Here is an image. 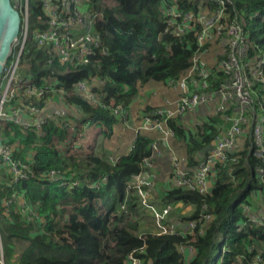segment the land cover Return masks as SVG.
<instances>
[{
    "label": "trees",
    "instance_id": "obj_1",
    "mask_svg": "<svg viewBox=\"0 0 264 264\" xmlns=\"http://www.w3.org/2000/svg\"><path fill=\"white\" fill-rule=\"evenodd\" d=\"M90 2L102 13V19L94 23L98 46L79 63L54 58L49 47L30 41L24 66L42 92L20 94L7 106L8 113L16 111L19 116L2 124V142L13 148L12 157L27 178L15 180L9 167L0 162L4 175L0 179V244L5 264H127L131 253L141 264H264V219L257 218L264 211L253 201L255 192L260 191L264 198V173H260L264 170V151L257 154L253 145L252 123L242 125L246 143L243 141L236 152H226L225 159L211 169L208 192L176 185L160 192L163 205L191 206L188 215L179 217V225L195 223L190 231L168 223L174 231L163 234L138 232V200L133 188H128L133 177L145 172L143 160L152 156L153 145L162 134L135 128L127 152L108 160L109 156L94 150L93 140L91 148L71 150L76 144L66 141V129L59 128L68 118L77 119L79 113L82 124L89 122L98 134L113 138L122 122L114 113L118 107L128 117L144 86L176 85L196 60L209 74L199 90L216 98L191 125L181 122L185 116L167 122L174 133L170 139L177 138L184 151V159H178L193 171L207 155L206 148L229 125L225 113H232V108L217 111L218 92L229 76L220 67L228 58V50L223 51L216 26L210 28V37L203 38L202 44L199 41L204 30L201 12L211 13L220 7L213 0ZM54 3L60 4V0ZM41 6L42 0L30 5L36 31L47 27ZM174 8L181 17L172 25L166 12ZM185 14L192 16L193 25L180 34L175 29ZM262 15L264 0H226L218 21L224 28L235 21L243 23L250 44L242 59L245 64L252 57L264 61V49L258 46L259 41L264 42V21L259 20ZM252 19L262 35L260 40L255 39L256 31L250 27ZM250 69L244 67L249 79ZM261 70L264 77V63ZM78 78L97 81L90 88L98 97L96 104L75 90L73 82ZM193 79L200 77L195 74ZM251 90L252 109L258 118H264V85L258 79ZM59 102L70 109V116L46 112L48 105ZM30 108L37 109L38 114ZM154 110L146 106L138 113L151 115ZM44 114L45 122L38 129L36 121ZM262 136L264 142V130ZM60 142L65 150L59 148ZM246 209L253 214L248 215ZM257 209L262 212L259 216L255 215ZM58 233L67 236L64 246L54 238ZM17 242L25 247L17 249ZM184 247L193 252L188 258L182 255Z\"/></svg>",
    "mask_w": 264,
    "mask_h": 264
},
{
    "label": "built area",
    "instance_id": "obj_2",
    "mask_svg": "<svg viewBox=\"0 0 264 264\" xmlns=\"http://www.w3.org/2000/svg\"><path fill=\"white\" fill-rule=\"evenodd\" d=\"M58 1L42 0L41 7L47 17V27L39 31L34 29L35 32L32 36L30 32V0H12L13 5L23 15V23L18 39L13 44L11 55L3 68L0 78V161L5 167H9V170L15 176V180L27 178V175L18 168V163L12 157L13 148L3 144L1 123L16 119L19 116L16 111L8 113L7 106L12 98L20 94L26 96L39 95L42 92L41 88L36 87L35 79L26 71L24 66L29 42L33 41L35 46L49 47L51 56L54 58L75 60L79 61V63L85 60L98 46V39L94 36L96 34L94 23L102 19V13L95 10L92 4L91 8L80 9L78 0H60V4L54 3ZM213 1L220 8L211 13L205 10L201 12L199 17L203 23L204 30L200 34L199 41L202 44L203 38L210 37V28L216 26V36H221L223 51L225 49L228 50V58L221 61L220 67L229 77L224 83L225 85L218 92L217 97L220 103L217 106V111L221 110L224 113L228 108H232L231 115L225 113L224 116L229 125L214 138L211 149L193 171L184 168L178 156L174 153H172L171 163L172 185L194 189L199 193L208 192L210 182L212 181L211 169H213L217 161H223L226 157V152H236L243 144L246 138V131L242 127L243 124L246 123L249 126V121L250 125L252 123L250 133L252 134L253 145L256 148L257 154H262L264 151L262 136L264 118H258L254 109H252L254 97L251 90L252 85L258 79L264 85V77L261 73L264 61L262 58L256 59L252 57V60L249 59L246 64L242 62V59L250 48L247 33L245 34L243 30V23L235 21L226 25L225 28L221 26L218 21L221 18L226 0ZM166 14L169 17L167 20L168 24L172 25H175L177 19L181 17V14L177 13L175 8L173 11L168 10ZM192 25V16L185 14L182 17L181 23L176 25L175 31L180 34L184 33V31L191 29ZM247 66L251 68V79L244 72V67ZM195 74L199 75V80L193 79ZM208 75L207 70L203 67V63H196V60H194V64L187 75L178 83L180 89L176 100L173 101L174 107L169 105L167 108L154 110L151 115L145 114L142 117L143 127L135 126L136 129L156 130L162 134L161 138L153 145L152 156L143 160L142 169L145 172L141 171L128 183V188H133L134 193L143 204H147L146 201L150 187V181L148 180L150 176L149 170L154 167L155 163L153 162L154 150L160 147V143L167 142V140L174 136L173 131L167 124L168 120L187 116L200 105H209L210 102L215 100L216 97L214 98L211 94L199 90V88H203L206 85ZM95 81L93 80L89 83L85 78H78L73 82L75 90L91 104L98 102L97 95L91 93L90 89L96 83ZM46 83L50 84L51 80H47ZM30 110L38 114L37 109L30 108ZM121 111V108L118 107L114 113L117 114ZM44 122L36 124V127L39 129L40 125ZM260 173L263 174L264 170H260ZM145 174L148 175L147 179H145ZM164 210L168 211V209ZM194 224V222L189 221L188 227L193 228ZM165 228L167 230L164 233H172L174 231L173 227L168 224H165ZM0 253H2L1 245ZM127 264H141V261L138 256L131 253L127 256Z\"/></svg>",
    "mask_w": 264,
    "mask_h": 264
},
{
    "label": "rangeland",
    "instance_id": "obj_3",
    "mask_svg": "<svg viewBox=\"0 0 264 264\" xmlns=\"http://www.w3.org/2000/svg\"><path fill=\"white\" fill-rule=\"evenodd\" d=\"M34 0H30V5L33 4ZM102 3L104 4H108L109 0H101ZM78 4L80 9H88L91 8V2L90 0H78ZM260 21H264V15H262L259 18ZM33 22L34 20L31 17V13H30V32L31 35L33 36L35 30L33 28ZM250 27L252 29H254L256 31L255 33V39L256 40H260L262 38L261 33L258 31L257 26L255 24V20H250ZM259 48L261 50L264 49V42L259 41ZM179 85L176 84L174 87L178 88L176 91L178 94L179 93ZM148 96V95H147ZM152 98L155 99H159L160 101L158 102L156 100V104H155V110H159L162 108H167L169 105L171 107H174V98H171L167 95H163V98L159 97L156 92L154 93V91L151 93ZM98 100V98H97ZM176 100V98H175ZM136 103H134L131 107L130 110V114L132 115L131 117H135L137 118L136 114V110L135 109H139L142 108L143 104H149V102H147V99H142V100H135ZM52 105H48L46 107V112L47 113H51L52 115H59L61 116H68L70 114V109L64 107L61 102L59 103H52ZM124 113V114H123ZM126 111L122 110L121 112L117 113V118L121 119V121H123V125L119 126V132L116 134V138L115 136L113 138H106L102 133H97L96 129L91 125V123L87 122L82 124L81 120L79 119H73L74 117H71L72 119L68 118V121L64 122L62 125H60V121H58V125L59 128H65L67 134H66V138L65 140L67 141L68 139H70V141L74 144H76V148H71V150H79L82 147H87V148H91V146H89V143L93 140V145H94V150H98V152L101 155H106L105 157L109 156L108 160L113 159L115 154L112 150L111 146L115 147V148H119L121 146L126 147L128 146V148L130 147L131 143L133 142L135 133L133 128L131 127V122L129 120L128 117H124ZM190 115V113H189ZM250 115V114H249ZM47 115H43L42 118H40V120L37 122V124H40L41 122H44V120L46 119ZM70 116V115H69ZM144 116V115H143ZM142 116V117H143ZM78 116H76L77 118ZM250 119V118H249ZM57 120V119H56ZM142 118L135 122L134 125L136 124L137 126L143 127V123H142ZM250 124V121H249ZM2 125V123H1ZM66 126V127H64ZM139 128V127H138ZM115 138V140H114ZM64 140V141H65ZM165 143V142H163ZM244 143H246L244 141ZM59 145L61 147H59L61 150H65V146L62 142L59 143ZM158 145V144H157ZM11 147V146H10ZM158 147V146H157ZM127 148V149H128ZM160 148V147H158ZM154 150V156H153V162H158L160 160V158H166V163L168 162V164L171 166L172 163V152H168L166 154L161 155V153H159V149ZM126 149V150H127ZM125 150V151H126ZM101 151V152H100ZM96 152V151H95ZM103 153V154H102ZM15 159V158H14ZM16 162H18L17 160H15ZM1 162V161H0ZM172 168V166H171ZM150 172V176H149V181H150V187H149V194H148V198H147V204L150 205L148 206L147 204H143L142 202H140V199L138 198V196L136 194L137 197V203H138V210L136 212V219L138 222V232H144V231H149V232H153V233H158V234H163L167 229L165 228V224H173L177 229L178 226L184 231H190L191 228L188 227V222L189 221H185L182 224L180 223L179 225V217L184 218L186 215H188L191 211V206L189 205H182V204H174L172 206L170 205H163L159 202V197H160V190L161 187L163 188L164 184L166 183V187L170 188L172 185V181H171V174L172 171H170L168 174V176H165V180L166 182L163 183L164 179H160V175L161 173L159 172V170H157L156 167V163H154V167H152V169L149 170ZM148 176H145V179H147ZM0 179H4V175L3 172H0ZM171 184V185H170ZM165 187V188H166ZM253 201L256 203V205L260 208H262V210L264 211V198H263V193L259 192H255L253 194ZM163 209H168V211H163ZM246 213H249L248 215H252L253 213H250L248 209H246ZM262 213L260 212L259 209H257L255 211V215L259 216L258 214ZM260 219H264V215H261L260 217H257ZM165 222V224H164ZM168 224V225H169ZM170 226V225H169ZM172 227V226H171ZM55 240L58 242L59 245L64 246L65 242L67 240V236L65 233H58L55 235ZM25 247L24 243H18L17 242V249H22ZM1 251L2 253H0V264H5L4 261V257H3V250L1 247ZM62 256L64 257L65 254H62ZM16 264V263H13Z\"/></svg>",
    "mask_w": 264,
    "mask_h": 264
},
{
    "label": "crops",
    "instance_id": "obj_4",
    "mask_svg": "<svg viewBox=\"0 0 264 264\" xmlns=\"http://www.w3.org/2000/svg\"><path fill=\"white\" fill-rule=\"evenodd\" d=\"M95 82L97 83V81H95ZM174 86L175 85H173L171 87L170 86L167 87V86L159 84V83H149L146 86H144L143 89L141 90V92H139L138 97H137L136 100H138V99L139 100L147 99V102H149V104L145 103V104H143L142 108L135 109L136 110V114L135 115L137 116V118L131 117L132 115L130 113L127 115L129 120H130V122H131V127L133 129H135L136 124L134 125V123L139 121L142 118V116L144 115V114L142 115V114L138 113L140 110L142 111V109H144L146 106H149L152 110H154L155 109L156 100L158 102L160 101L159 99L152 98L151 93L153 91H154V93L156 92V94L159 97H161V98H163V96H162V94H163L164 96L167 95V96H169L171 98H174L173 100H175V98L178 95V94H176L177 93L176 91H178L177 90L178 88H175ZM205 111H206V105H200L196 109L195 113L183 117L181 122L183 124H186V125H191L193 122H195V120H198L199 117L202 118V115H204ZM77 115H78L77 119L81 120L80 119L81 114L77 113ZM38 121H36V122H38ZM121 125H123V121L121 122ZM118 128H119V126H118ZM115 138H116V135H115ZM115 138H114V140H115ZM111 148H112V150H115L113 152L115 154H117V155L124 154L129 149L128 146H126V147L121 146L119 148H115V147L111 146ZM168 152H170V153L172 152V153L178 155V157L181 158V161L185 157L184 151H183V149H181L180 142L177 140V138H172V139L167 140V142H165V143H163V142L160 143L159 153H161V155L167 153V155H168ZM115 154H113V155L115 156ZM155 163H156L157 170H159V172L161 173L160 179H161V176H162V179H164L163 183L166 182L165 176L169 175L168 173L171 171V166L168 164V162L166 163V158H160V160L158 162H155ZM145 176H148V175L145 174ZM171 176H172V174H171ZM165 187H166V183L164 184L163 188L161 187L160 191L162 192L163 190H166L167 187L166 188ZM177 204H181V203H177ZM181 252H182V255L185 258L190 257L191 254L193 253L192 250L189 247L182 248Z\"/></svg>",
    "mask_w": 264,
    "mask_h": 264
},
{
    "label": "water",
    "instance_id": "obj_5",
    "mask_svg": "<svg viewBox=\"0 0 264 264\" xmlns=\"http://www.w3.org/2000/svg\"><path fill=\"white\" fill-rule=\"evenodd\" d=\"M22 23L23 15L13 5L12 0H0V78L13 44L18 39ZM210 149L211 145L206 148V152Z\"/></svg>",
    "mask_w": 264,
    "mask_h": 264
}]
</instances>
